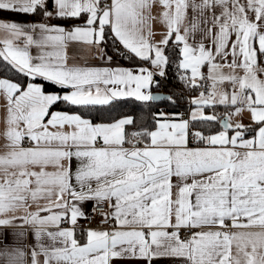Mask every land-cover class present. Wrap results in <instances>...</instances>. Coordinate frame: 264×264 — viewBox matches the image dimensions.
Returning <instances> with one entry per match:
<instances>
[{
    "label": "snow or ice",
    "instance_id": "snow-or-ice-1",
    "mask_svg": "<svg viewBox=\"0 0 264 264\" xmlns=\"http://www.w3.org/2000/svg\"><path fill=\"white\" fill-rule=\"evenodd\" d=\"M3 12L33 19L0 16V264H264V0H0ZM109 48L132 66L89 63H110ZM170 65L199 94L138 122L126 106L184 98L151 90ZM218 105L233 111L205 112ZM242 109L252 125L231 123ZM88 200L107 202L113 227L81 241Z\"/></svg>",
    "mask_w": 264,
    "mask_h": 264
},
{
    "label": "trees",
    "instance_id": "trees-1",
    "mask_svg": "<svg viewBox=\"0 0 264 264\" xmlns=\"http://www.w3.org/2000/svg\"><path fill=\"white\" fill-rule=\"evenodd\" d=\"M0 16L2 17H15L18 20H31L33 19V17L31 16H18L15 13L12 12H3L0 13ZM57 23H62V24H67L69 23V21H65V20H59V21H54ZM109 44H111V41L109 40L108 42ZM108 54L111 55L113 57V59H117L119 60L122 64L127 65V66H132L130 64V62L124 58H122L119 55L114 54L111 49L109 48L108 50ZM5 75V72L3 71L2 68H0V77H3ZM159 78V77H157ZM162 85H164L161 88H156V87H152V91H163L166 92L168 94H170L171 92H176L177 94L179 92H183L187 95L190 96H195L197 95L196 91H190L188 88H186L181 81L177 78V74H176V69L173 66H169L168 68V75H167V79H162L161 80ZM128 109V114L134 115L137 118V121L139 122L141 115H143L144 117V123L147 125H150L152 122V112H158V111H165V112H182L185 110H189L188 107V99L187 98H183L181 100H178V105L177 106H173L172 104H170L168 101H160V102H155L153 105H151L150 107H143L140 105H128L126 106ZM230 108L225 107L224 105H218L215 107V109L207 107L205 108V112L206 113H210V112H217V113H224L226 111H229ZM254 123V122H253ZM253 123H249L247 125H252ZM139 126V123L137 125L131 126V127H127V130L129 132L133 131L135 127Z\"/></svg>",
    "mask_w": 264,
    "mask_h": 264
},
{
    "label": "crops",
    "instance_id": "crops-1",
    "mask_svg": "<svg viewBox=\"0 0 264 264\" xmlns=\"http://www.w3.org/2000/svg\"><path fill=\"white\" fill-rule=\"evenodd\" d=\"M157 9L158 6H154L153 10H152V14L155 16L157 13ZM163 30V26L159 24L158 21H153L152 24V31H153V38L154 39H159L160 35L159 33ZM4 34L2 32H0V39H3ZM258 46V45H257ZM122 47V46H121ZM32 54L36 55V49L33 48L31 49ZM76 51L75 48H72L70 46V55H72L74 52ZM109 55V54H108ZM89 63L90 64H94V65H99V66H111V67H116V66H124V67H130L127 65L122 64L119 60L117 59H113L112 61L108 64H101V62L99 61L98 58H92V57H88ZM258 64H260L261 66H264V57L258 58ZM202 71L205 73V75L207 74V67L204 66L202 67ZM257 75H259L261 78H264V73H260L258 72ZM221 87L225 88V90H227L228 92H231V87L230 85H222ZM5 99L3 98V96H0V130H3L4 128V117H5ZM239 106V105H237ZM189 111V110H188ZM229 111H233V109H229ZM239 122L241 124L247 125L249 123H253L250 119V113L247 109H242L240 113L234 114L231 116V123H236ZM125 147H128L127 145H125ZM6 151V141L5 138L3 136H0V154H2L3 152ZM77 164V161L75 160V158H73L72 160V167L75 168ZM51 170V169H49ZM175 180V178H173ZM41 204L44 203V201L40 202ZM96 202L93 200H88L83 202L82 207L84 212H86L88 209H90ZM30 208H35L34 204H30L29 205ZM70 224L64 225L63 223L61 224V227H70ZM113 227V220L110 218V222L109 225H105V226H99V228H109L111 229ZM98 228V227H95ZM76 238L78 240L82 241V234H81V230L76 229L75 232ZM27 243V240H26ZM159 264H169L168 261H160Z\"/></svg>",
    "mask_w": 264,
    "mask_h": 264
},
{
    "label": "built area",
    "instance_id": "built-area-1",
    "mask_svg": "<svg viewBox=\"0 0 264 264\" xmlns=\"http://www.w3.org/2000/svg\"><path fill=\"white\" fill-rule=\"evenodd\" d=\"M201 83H204L205 85H207L209 82L208 81H201ZM197 95L199 94L200 89L197 88L196 90ZM183 94V96H185L187 99L190 97V95H187L183 92H179V94ZM184 112H188L187 110L182 111L181 113ZM127 146H129L128 144H125ZM95 205V208L93 207ZM90 209H88L85 213H86V217H80L78 218V224L76 229L81 230L83 229H87L89 227L91 228H95V227H99V226H105V225H109L110 219H107L105 221V217L104 215H102L103 213H106L107 211H109V207L107 202H103V203H95ZM102 221H105L104 223H102ZM64 225H67V223H63ZM185 234L183 233V231L181 232V236L183 237Z\"/></svg>",
    "mask_w": 264,
    "mask_h": 264
},
{
    "label": "water",
    "instance_id": "water-1",
    "mask_svg": "<svg viewBox=\"0 0 264 264\" xmlns=\"http://www.w3.org/2000/svg\"><path fill=\"white\" fill-rule=\"evenodd\" d=\"M153 92H154V93H155V92H160V93L168 94V93L163 92V91H153Z\"/></svg>",
    "mask_w": 264,
    "mask_h": 264
},
{
    "label": "rangeland",
    "instance_id": "rangeland-1",
    "mask_svg": "<svg viewBox=\"0 0 264 264\" xmlns=\"http://www.w3.org/2000/svg\"><path fill=\"white\" fill-rule=\"evenodd\" d=\"M179 94V93H178ZM184 98H186L185 96H183Z\"/></svg>",
    "mask_w": 264,
    "mask_h": 264
}]
</instances>
